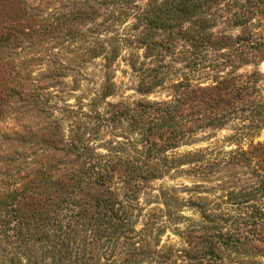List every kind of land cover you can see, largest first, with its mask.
Wrapping results in <instances>:
<instances>
[{"label": "rangeland", "instance_id": "374dc122", "mask_svg": "<svg viewBox=\"0 0 264 264\" xmlns=\"http://www.w3.org/2000/svg\"><path fill=\"white\" fill-rule=\"evenodd\" d=\"M11 2L0 0V19L21 22L28 35L7 49L11 57L6 60L19 66L24 83L41 93L42 102L36 108L16 98L0 106L1 186L13 187L20 176L25 183V172L65 156L45 141L49 125H57L54 138L83 139L95 160L157 158L158 170L134 186L123 183L121 169L113 180L120 199L133 207L131 227L139 232L132 234L133 241L150 253L138 264H264V0L212 5L210 30L232 39L212 48L181 38L177 53L166 58L167 78L150 93L139 90V63L148 66L152 59L135 42L142 27L134 6L149 0H135L122 10L90 0L95 11L78 19H68L75 0H28L33 8L27 17ZM102 40L120 44L108 69L104 52L87 53ZM8 70L0 64V91L10 85ZM184 78L204 87L228 80L239 90L215 92L234 98L213 111L223 122L194 127L174 147H148L143 131L127 117L139 102L169 100L171 84ZM197 111L192 108L194 118ZM82 199L92 202L86 195Z\"/></svg>", "mask_w": 264, "mask_h": 264}, {"label": "trees", "instance_id": "16d2710c", "mask_svg": "<svg viewBox=\"0 0 264 264\" xmlns=\"http://www.w3.org/2000/svg\"><path fill=\"white\" fill-rule=\"evenodd\" d=\"M93 1L102 6L111 3L122 10L130 9L135 0ZM219 1L222 0H149L144 7L134 5L138 8L135 18L142 27L135 42L144 48L145 57L152 59L148 66L139 63L141 92L150 93L163 84L170 66L166 58L177 53L176 46L181 38L194 47L227 45L231 37L218 36L210 30L213 16L207 11ZM11 3L19 5L24 17L31 16L33 7L28 0H12ZM73 6L76 8L70 10L68 19H78L95 11L90 0H75ZM83 7L92 8L91 12H85ZM9 21L4 20L0 26V64L8 66L10 77L7 79L10 85L0 91V106H7L9 101L18 98L36 108L41 107V93L28 89L19 75V66L6 60L11 57L9 50L15 49L28 35L21 22L11 17ZM186 22L194 23V27H185ZM102 41L96 47H89L87 53L104 52L108 69L118 56L120 44ZM132 66L136 69L135 62ZM170 88L169 100L139 102L132 115L127 117L134 127L143 131L142 141L153 149L161 144L174 147L178 139L193 132L198 125L212 126L217 119L223 122V118H217L213 111L220 103L228 107L234 98L230 101L215 92L239 90L237 83L228 80L204 87L187 78L173 82ZM195 107H198L196 118L192 114ZM218 115L225 116V113ZM146 126H149L147 132ZM56 127L49 125L45 141L48 148L62 151L65 156L25 172L28 176L25 183L20 176L19 183L14 179L13 187L12 181L8 188L0 184V264H138L140 258L145 259L150 253L133 241L132 234L139 233L131 227L133 207L120 199L113 180L119 178L117 172L121 169L123 183L134 186L138 179H146L158 170L157 158L151 155L144 159L141 155L108 156L95 160L92 148L83 139L64 141L54 138ZM56 143L61 147L57 148ZM70 155L74 158H65ZM89 189H95V193ZM84 195L91 198V204L82 202ZM19 256L24 257L25 262ZM103 260L106 262L102 263Z\"/></svg>", "mask_w": 264, "mask_h": 264}]
</instances>
